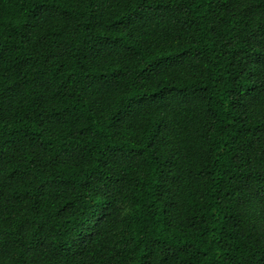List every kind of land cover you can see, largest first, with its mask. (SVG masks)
<instances>
[{
    "label": "trees",
    "instance_id": "1",
    "mask_svg": "<svg viewBox=\"0 0 264 264\" xmlns=\"http://www.w3.org/2000/svg\"><path fill=\"white\" fill-rule=\"evenodd\" d=\"M0 264H264V0H0Z\"/></svg>",
    "mask_w": 264,
    "mask_h": 264
}]
</instances>
